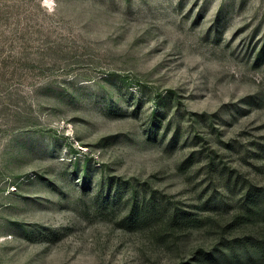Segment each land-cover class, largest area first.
<instances>
[{
    "label": "rangeland",
    "instance_id": "obj_1",
    "mask_svg": "<svg viewBox=\"0 0 264 264\" xmlns=\"http://www.w3.org/2000/svg\"><path fill=\"white\" fill-rule=\"evenodd\" d=\"M0 264H264V0H0Z\"/></svg>",
    "mask_w": 264,
    "mask_h": 264
},
{
    "label": "trees",
    "instance_id": "obj_2",
    "mask_svg": "<svg viewBox=\"0 0 264 264\" xmlns=\"http://www.w3.org/2000/svg\"><path fill=\"white\" fill-rule=\"evenodd\" d=\"M138 197L139 196L136 191L131 192V200H133V203L131 205L130 214L131 216L135 215L138 222H143L144 220L149 219L147 217L148 210L146 209L147 205L143 204V201L142 202L140 201L137 203ZM247 197H251V202L252 201L256 202L261 199L259 198V195L257 193L253 194V192L251 193V191H248ZM140 206H143V207H140ZM150 212H151V216H153V213H152L153 211L150 210ZM169 215H170L171 221L174 222L176 226H181V225L186 226L185 218L189 220L192 218V216H189V213L183 209H176L174 211H171Z\"/></svg>",
    "mask_w": 264,
    "mask_h": 264
}]
</instances>
